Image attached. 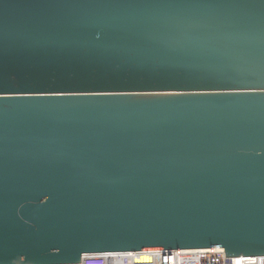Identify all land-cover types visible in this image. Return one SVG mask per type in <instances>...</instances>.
<instances>
[{
    "label": "water",
    "instance_id": "obj_1",
    "mask_svg": "<svg viewBox=\"0 0 264 264\" xmlns=\"http://www.w3.org/2000/svg\"><path fill=\"white\" fill-rule=\"evenodd\" d=\"M264 256V0H0V264Z\"/></svg>",
    "mask_w": 264,
    "mask_h": 264
},
{
    "label": "built area",
    "instance_id": "obj_2",
    "mask_svg": "<svg viewBox=\"0 0 264 264\" xmlns=\"http://www.w3.org/2000/svg\"><path fill=\"white\" fill-rule=\"evenodd\" d=\"M263 260L264 256L226 258L222 249H185L88 253L79 264H264Z\"/></svg>",
    "mask_w": 264,
    "mask_h": 264
},
{
    "label": "bare ground",
    "instance_id": "obj_3",
    "mask_svg": "<svg viewBox=\"0 0 264 264\" xmlns=\"http://www.w3.org/2000/svg\"><path fill=\"white\" fill-rule=\"evenodd\" d=\"M242 258H244V257H242ZM239 260H241V259H239ZM245 260H249V259H245ZM243 260H241L240 262H242ZM250 261H251V259H250ZM263 262H264V260H263ZM259 264H260V262H259Z\"/></svg>",
    "mask_w": 264,
    "mask_h": 264
}]
</instances>
